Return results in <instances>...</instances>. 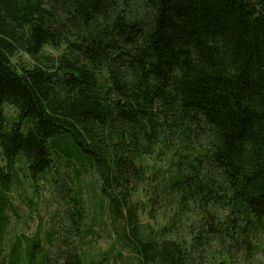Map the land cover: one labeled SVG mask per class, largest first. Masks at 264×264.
Listing matches in <instances>:
<instances>
[{
  "label": "trees",
  "instance_id": "obj_1",
  "mask_svg": "<svg viewBox=\"0 0 264 264\" xmlns=\"http://www.w3.org/2000/svg\"><path fill=\"white\" fill-rule=\"evenodd\" d=\"M58 156L94 170L97 204L73 197L49 246L7 241L19 163L37 179ZM0 157V264H106L86 250L98 224L132 264H250L264 0H0Z\"/></svg>",
  "mask_w": 264,
  "mask_h": 264
},
{
  "label": "rangeland",
  "instance_id": "obj_2",
  "mask_svg": "<svg viewBox=\"0 0 264 264\" xmlns=\"http://www.w3.org/2000/svg\"><path fill=\"white\" fill-rule=\"evenodd\" d=\"M135 10L137 13L140 11L139 8ZM46 51L53 54L59 53L51 48H46ZM5 110L9 119L15 117L16 112L12 106H6ZM147 162L150 168H155L156 172L165 165L163 157L159 160L150 158ZM2 164L3 162L0 160V166ZM53 165L54 167L47 173L37 179H32L25 170V165L22 162L19 163L18 178L12 186L11 202L14 209L9 212L10 223L7 241L14 240L15 237L32 238L36 234H40L41 244L47 245V240L53 230L62 231L63 222H66L68 210L73 204V197L79 195L88 209L92 204H97L99 194L91 190V186L97 184V176L87 163L81 164L74 158L58 156L55 157ZM77 171L80 172L79 176H77ZM154 171L151 173L153 174ZM78 192L80 193L78 194ZM105 219L109 224V218L105 217ZM142 220L147 222L149 219L144 215ZM94 230L98 235L94 243L90 247L88 245V249H86L91 257L96 260L101 258L103 262L108 259L106 264L133 263L129 253L119 246H115V241L110 237V234L105 233L102 225H96ZM256 244L258 251L250 264H261L264 261L263 234L259 235ZM119 253L123 257L122 260L116 258ZM235 264L247 263L239 260Z\"/></svg>",
  "mask_w": 264,
  "mask_h": 264
}]
</instances>
